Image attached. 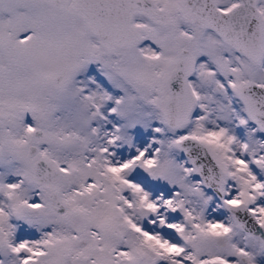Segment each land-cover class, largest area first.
Wrapping results in <instances>:
<instances>
[{
	"label": "snow or ice",
	"instance_id": "1",
	"mask_svg": "<svg viewBox=\"0 0 264 264\" xmlns=\"http://www.w3.org/2000/svg\"><path fill=\"white\" fill-rule=\"evenodd\" d=\"M0 264H264V0H0Z\"/></svg>",
	"mask_w": 264,
	"mask_h": 264
}]
</instances>
